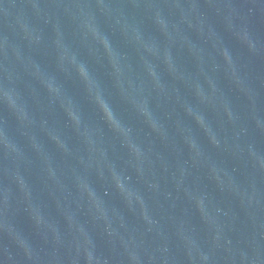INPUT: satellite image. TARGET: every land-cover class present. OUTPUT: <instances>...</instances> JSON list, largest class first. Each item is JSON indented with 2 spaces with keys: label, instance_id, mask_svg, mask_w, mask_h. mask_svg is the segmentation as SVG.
Instances as JSON below:
<instances>
[{
  "label": "water",
  "instance_id": "obj_1",
  "mask_svg": "<svg viewBox=\"0 0 264 264\" xmlns=\"http://www.w3.org/2000/svg\"><path fill=\"white\" fill-rule=\"evenodd\" d=\"M0 264H264V0H0Z\"/></svg>",
  "mask_w": 264,
  "mask_h": 264
}]
</instances>
